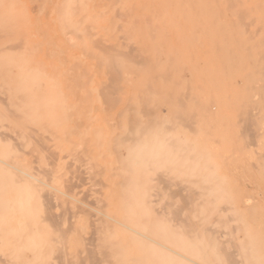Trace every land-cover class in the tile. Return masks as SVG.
Segmentation results:
<instances>
[{"label":"rangeland","instance_id":"rangeland-1","mask_svg":"<svg viewBox=\"0 0 264 264\" xmlns=\"http://www.w3.org/2000/svg\"><path fill=\"white\" fill-rule=\"evenodd\" d=\"M0 92L24 97L16 114L28 110L58 146L46 142L45 180L55 149L75 193L108 202L132 187L165 246L147 247L145 264H190L168 247L203 252L206 264H225V253L264 264V0H0ZM139 152L141 173L130 177L122 159Z\"/></svg>","mask_w":264,"mask_h":264},{"label":"bare ground","instance_id":"bare-ground-1","mask_svg":"<svg viewBox=\"0 0 264 264\" xmlns=\"http://www.w3.org/2000/svg\"><path fill=\"white\" fill-rule=\"evenodd\" d=\"M129 2H131V1H129ZM58 10H60V9H58ZM97 15L101 16V14H97ZM116 15H118V14L116 13ZM103 16H105V15H103ZM120 16H122V15H120ZM25 18L27 19V17H25ZM25 18H23V19H25ZM81 18L83 19V17H81ZM122 18H124V17H122ZM12 19H15V18H12ZM82 19L77 21L78 24H80V22H82ZM85 19H87V18H85ZM58 21H59V19H58ZM99 21L101 23H103L101 20H99ZM146 22H147V19H146ZM23 23H26V20H25V22L23 21ZM54 24L55 23H53V25ZM59 25H60V21H59ZM88 25H89V22H88ZM92 27H94V29H95V26H92ZM59 28H61V26ZM85 29H88V32H89V26L88 27L86 26ZM119 29H118V32H119ZM150 29H151V27H150ZM61 30L63 32V29H61ZM30 32H29V34H30ZM88 32L86 31L85 34H87ZM2 33H4V32H2ZM6 34H7V32H6ZM51 34H52V32H51ZM65 34H66V32L64 33V35ZM64 35H62L63 38H64ZM123 35H124V33H123ZM11 37H12V35H11ZM32 37H33V35H32ZM65 37L66 38H64V40L67 41V43H68L67 34ZM125 37L126 36H122L121 39L125 38ZM100 38H102V37H100ZM100 38L98 39L99 43L101 40ZM125 39L127 40L128 38H125ZM125 39H122V40H124V42H126ZM50 40H52V39H50ZM74 41H76V40H74ZM49 43H51V42H49ZM21 44H22V42H21ZM21 44H20V46H22ZM70 45H71V43H70ZM80 45H82V47H83V41L82 40H81ZM18 46H19V43L17 45V48H18ZM124 46H126V44L123 45V48H124ZM56 47H58V46H56ZM103 48L105 50L106 48H109V47L108 46L107 47L102 46L100 48L101 50L99 49L100 53H102ZM15 49H16V46H15ZM79 49L81 50V48H79ZM41 50H42V48H41ZM113 50H114V47L111 51H113ZM17 52H18V50H17ZM35 52H36V50H35ZM84 52H86L85 45H84ZM59 53H60V51H59ZM105 53H108V52L105 51ZM105 53L103 52L104 56L107 55ZM21 54L19 56H21ZM87 54H89V53L87 52ZM124 55L126 56V54H124ZM120 56H123V54ZM127 56H126V58H127ZM22 57H23V54H22ZM107 58L110 62L111 60L109 59L110 58L109 55ZM126 58L124 57V60H126ZM128 58H130V56H128ZM93 59H94V57H93ZM19 60L21 61L20 58H19ZM135 60H136V58L134 59V62L136 64L137 61H135ZM94 61L96 62V59L93 60L92 62H94ZM23 62H24V60H23ZM26 63H27V61H26ZM132 63H133V61H132ZM18 65H20V63ZM41 65L38 68H40V67L42 68ZM50 65H52V64H50ZM25 66H27V65H25ZM108 67H109L108 68V70H109L111 67V63L109 64ZM141 67H140V63H139L137 68L141 69ZM25 68H27V67H25ZM18 70H20V69H18ZM27 70H25V72ZM43 71L45 74L46 70L44 69ZM89 71H91V70L89 69ZM69 72L70 71H68V73ZM76 72H78V71H76ZM84 72L87 73L88 71L87 72L84 71ZM84 72H83V74H84ZM114 73H115V71H114ZM131 73H133V72H131ZM24 75H26V73H24ZM28 75H26V76H28ZM69 75H71V74H69ZM77 75H78V73H77ZM79 75H81V74H79ZM107 75H108V73H107ZM87 76H88V74H87ZM92 76H93V73H92ZM39 77H41V76H39ZM71 77L72 76H70V79L72 80ZM82 77H84V76H82ZM108 77H109V75H108ZM41 78L43 79V77H41ZM110 79H112V78H110ZM72 82H74V81L72 80ZM86 82L88 83V81H86ZM76 84H79V83H76ZM80 85H81V83H80ZM80 85H79V88L81 87ZM109 85H110V82H109ZM51 86H52V84H51ZM54 86H56V85H54ZM86 86L88 87V84L87 85L85 84L84 88ZM49 87L50 86H48V88ZM102 87H104V85ZM21 88H22V85H21ZM117 88H116V91H117ZM22 89H24V88H22ZM74 89H75V86H74ZM101 89L99 90V93H100V91H102ZM58 90L59 89L57 88V91ZM119 90H121V89L119 88ZM103 91H105V89H103ZM78 93L80 94V92H78ZM3 95H6V94H3L2 92H0V99H2ZM89 95H90V93H89ZM89 95H88V99H89ZM6 96H7V98H6ZM6 96H5V99L3 98L4 103L2 102L3 105L5 104L4 107L6 106V104L8 106L4 110V112L6 114L2 113L3 111L0 110V264H145V259H144L145 252L144 251L146 250L147 247L151 248L152 245H156V246L165 248V246L162 243L163 239H162V236L159 233V231L154 232L155 224L151 223L149 225V227H147V228L145 227V218L143 216L144 209L142 207V202L140 200H136V196L134 195V193H132L133 189L131 186H127L125 193H122L121 195H119L122 197V200H115L114 199V201H108V202H101L97 199H90L89 197H90V194L92 193L91 191H90V194L85 192V191H80V192L75 193L73 191V189L76 188L77 186L74 185L73 180L70 177H66L69 169L72 168V166L69 163L68 164L63 163V161H62L63 157L61 155L62 153L61 154L56 153L55 149H53V151L51 152V156L53 157V159L56 160V161L54 160L55 163H54V161L52 162V164L55 165V174L52 175L53 178H50V180L49 179L45 180L42 176L46 175L48 177L50 175V172H51V171H48L47 169H44L40 164V160L42 158L41 157L42 153L44 151L49 150L48 146H46V142H50L52 144L51 148H55V147L58 148V146H56V143L54 141H50V140L44 138L40 132V129L37 128L36 126L35 127L33 126V123L31 121V119L29 118L30 112L28 110H22L21 114H19V115L16 114V110L13 108V106L16 104V100L24 98V97H19L13 93L10 96L9 95H6ZM90 96H92V95H90ZM99 96H100V94H99ZM106 96H107V94H106ZM17 97H19V98H17ZM100 97L103 99L102 96H100ZM117 98H118V96H117ZM254 98L256 100V97H254ZM104 101H106V100L104 99ZM41 103H43V101ZM28 109H30V108H28ZM33 110H34V108H33ZM253 111L256 112L255 110H253ZM7 115H9V117L12 116V119L14 117L17 121H11L7 117ZM250 115L252 117V114H250ZM250 119L248 120V117H247L248 121H250ZM101 123H102V121H100V124ZM129 125H131V124H129ZM53 127H54V125H53ZM54 137L56 138V136H54ZM59 148H61V146H59ZM130 148H131V146H130ZM60 152H61V150H60ZM76 156H78V155H76ZM143 158H144V154L139 152V153L131 156L129 159H127V158L122 159V164H125V166L123 165L125 167L124 172H126L127 174L129 173L130 177L134 174H137L136 172L141 173V169H142L141 163L143 161ZM46 160H48V159H46ZM76 160H79L78 157L76 158ZM77 162H80V160ZM85 162H87V161H85ZM34 164H37V167H35ZM49 164H50V162H49ZM88 164L90 166L91 163L89 162ZM82 166H83V164H82ZM89 166L87 168L93 170V168H90ZM136 166H139V168L135 169ZM124 167L122 169H124ZM117 169H119V168H117ZM92 170H91V172H92ZM91 172L89 171L88 174L89 173L91 174ZM71 173H70V176H71ZM52 174H53V172H52ZM130 177H127L125 179V180H127V184L130 182L131 183L134 182V181H129ZM80 178H82V177H80ZM90 178H92V177H90ZM157 179L159 182L160 177ZM157 179H156V181H157ZM83 180L84 179H82V181ZM92 180H90V181H92ZM75 181H77V180H75ZM142 181H143V179H142ZM83 182H79V183H83ZM122 182H121V184H122ZM125 183H124V185H125ZM159 183H161V182H159ZM99 184H96V185L98 186ZM136 184H138V182ZM96 185L94 188L97 189L98 187H96ZM101 186L103 188V184L100 185V188H101ZM104 186L107 187V184L106 185L104 184ZM164 186L162 188H165ZM85 187H87V185ZM96 189H94V192L95 191L97 192L99 190V189L98 190H96ZM104 191H103V193L100 192L101 195H103V196H104ZM113 191L114 190H112V192ZM170 191H171V189H170ZM176 191H178V190H176ZM70 192H71V195H69ZM170 193L172 194V196L174 195L173 198L178 197V195L180 196V194H178L176 192L175 193L170 192ZM175 194H177V195L175 196ZM78 195H79L80 199L75 198ZM113 195L115 197L118 196V194L112 193L109 195V197H111ZM160 195H162V194H160ZM152 197H154V196H152ZM160 197H162V196H160ZM94 198H96V197L94 196ZM184 199H186V197H184ZM181 200H182V197H181ZM184 204H187V203L184 202ZM181 210H183V209H181ZM171 215H172V213H171ZM173 215H174V213H173ZM175 215H177V214H175ZM177 219H179V218H177ZM184 222L185 221H183V223ZM187 233H189V232L187 231ZM177 240L172 239V241H174L175 243L179 242L178 238H177ZM196 245H199V243H197ZM166 249L168 251H170L171 253H173L174 255H176L178 257H182L186 262H189L190 264H206L212 260V257L207 258L206 256H204L203 252L199 253V254H194V253L192 254L191 249L188 250V253L192 254L193 255L192 257L182 256V255H180L179 251L177 249H174V248L168 247ZM222 254H223V252H222ZM186 255H187V253H186ZM224 255H226V256H224V260L226 261L225 264H238V262L232 256L227 255L226 253Z\"/></svg>","mask_w":264,"mask_h":264}]
</instances>
